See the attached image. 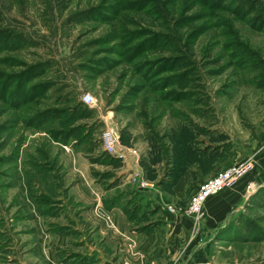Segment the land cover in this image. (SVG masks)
Instances as JSON below:
<instances>
[{
  "label": "rangeland",
  "instance_id": "374dc122",
  "mask_svg": "<svg viewBox=\"0 0 264 264\" xmlns=\"http://www.w3.org/2000/svg\"><path fill=\"white\" fill-rule=\"evenodd\" d=\"M263 151L264 0H0V264H133L142 181ZM231 226L220 263L264 264V188Z\"/></svg>",
  "mask_w": 264,
  "mask_h": 264
},
{
  "label": "crops",
  "instance_id": "0c3cea01",
  "mask_svg": "<svg viewBox=\"0 0 264 264\" xmlns=\"http://www.w3.org/2000/svg\"><path fill=\"white\" fill-rule=\"evenodd\" d=\"M230 165L229 158L201 161L197 166L187 168L176 184L142 190L139 198L145 199V205L150 207L146 209L151 213L147 214V219L143 217L142 203L136 205L132 219L130 212L119 209L109 212L124 235L129 233V220H139L143 225L141 229L137 226L135 235H128L127 239L135 243L129 244V250L126 243H119L118 255L133 264H221L216 250L229 239L220 233L237 221L249 199L264 188V151L246 178L231 190L209 200L198 225L189 216L188 208L190 197L198 187ZM168 206L181 213H169Z\"/></svg>",
  "mask_w": 264,
  "mask_h": 264
},
{
  "label": "built area",
  "instance_id": "2783aa9c",
  "mask_svg": "<svg viewBox=\"0 0 264 264\" xmlns=\"http://www.w3.org/2000/svg\"><path fill=\"white\" fill-rule=\"evenodd\" d=\"M82 101L87 105H92L95 102V98L91 93H85ZM101 142L104 151L108 154L122 160L127 159L129 150L120 143L116 127L108 125L102 134ZM133 154L135 155L137 152L134 151ZM253 169L254 164L248 161H241L201 184L191 196L188 208V214L193 218L195 225H198L201 221L204 208L211 198L219 196L237 186ZM140 185L142 189L146 190L154 187L153 184L147 181H142ZM167 211L171 214L181 213L179 209L173 206H168Z\"/></svg>",
  "mask_w": 264,
  "mask_h": 264
},
{
  "label": "trees",
  "instance_id": "16d2710c",
  "mask_svg": "<svg viewBox=\"0 0 264 264\" xmlns=\"http://www.w3.org/2000/svg\"><path fill=\"white\" fill-rule=\"evenodd\" d=\"M177 64H178V63H177ZM175 67H177V66L175 65ZM83 107H84V106H83ZM86 109H87V108H86ZM231 228H232V226H231V225H230V226H228V227H227V229L225 228L226 230L224 229V230H223V231H222L220 234H221L222 236H224V234H225V233L227 234V233H228V231H230V230H231Z\"/></svg>",
  "mask_w": 264,
  "mask_h": 264
}]
</instances>
